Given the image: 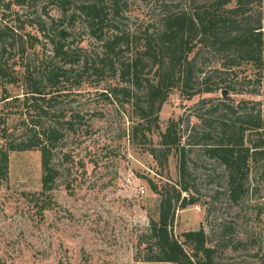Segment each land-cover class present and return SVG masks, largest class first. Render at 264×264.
<instances>
[{"label": "rangeland", "instance_id": "1", "mask_svg": "<svg viewBox=\"0 0 264 264\" xmlns=\"http://www.w3.org/2000/svg\"><path fill=\"white\" fill-rule=\"evenodd\" d=\"M100 2L108 13H114L113 6L119 4V14L109 16L102 39L92 36L82 17L70 21L77 0L69 7L49 0H0V26H9L12 34L1 61L9 77L17 79L12 82L0 76V146L5 144L2 127L19 138L24 131L22 121L37 117L31 102L25 104L27 71H42L46 65L68 69L57 84L48 83L45 88L47 98L55 97L51 101L54 109L41 122L62 129L54 150L58 174L52 188L43 190L39 150L10 152L8 175H0V264H175L143 261L146 244H140L150 220L159 217L160 195L150 181L164 188L179 177L176 151L166 159L161 152L154 155L151 151L154 146L161 147L160 132L171 121L183 135L189 192L198 198L177 210L174 234L181 238L183 232L203 227L208 244L216 247L217 264H264V158L251 163L245 191L236 199L230 193L225 166L206 153L204 144L196 142L205 130L212 129L218 136L221 118L232 116L224 109L214 110L224 99L239 113L261 110L264 114V66L242 62L227 71L222 67V54L200 53L197 61L203 66L195 71L197 81L212 74L216 82L225 80L222 85L231 88L191 98L189 92L175 88L159 113L158 129L146 131V138L141 130L133 136L138 118L131 103L121 94L106 93L128 83L119 70L102 74L95 68L103 65V43L114 33L124 32L129 41L119 51L120 59H135L145 45L144 35L158 27L162 13L189 11L193 2ZM251 7L254 13L264 15V0H255ZM64 13V23L59 22L60 27L52 32L63 27L70 32L68 47L78 59L74 64L55 56L49 31L41 30L36 20L41 17L49 27ZM156 69L150 64L145 71L154 76ZM71 120L73 126L68 123ZM259 136L257 131H247V145ZM187 195L184 191L183 196Z\"/></svg>", "mask_w": 264, "mask_h": 264}, {"label": "trees", "instance_id": "2", "mask_svg": "<svg viewBox=\"0 0 264 264\" xmlns=\"http://www.w3.org/2000/svg\"><path fill=\"white\" fill-rule=\"evenodd\" d=\"M73 1L49 0L52 4L64 7H69ZM77 1L79 4L76 3V10L69 15L70 21L75 22L82 17L92 36L102 39L104 28L108 20H111L109 16L115 17L119 14L118 2L113 6L114 13H108L100 0ZM192 2L189 11L183 9L162 13L158 27L144 35L145 45L135 59H120L119 51L129 41V36L124 32L114 33L103 43L105 59H100L103 65L94 67L102 74L106 70L116 74L119 70L124 82L128 83L114 86L106 93L116 97L121 94L131 103L135 117L138 118L133 136H137L141 130L143 137L146 138V131L153 132V129H158L159 113L175 88L189 92L190 98L201 92L231 88L230 85H222L225 80L220 81L221 83L216 82L212 74L206 73L201 81H197L198 75L195 77V71L197 68L202 69L203 66V63L197 61L200 53L207 50L222 54L225 58L222 67L227 71L234 70L242 62L264 66V15L260 11L254 13L255 9L251 4L255 0H201L200 3L198 0H192ZM66 16L67 13H64L57 21L52 20L49 27L41 17L38 16L36 20L41 30L49 31L55 56L64 58L66 63L74 64L78 59L68 47L67 39L70 32L65 27L60 28L57 33L52 32L60 27L59 24L64 23ZM8 38L10 40L12 38L10 27L0 26V76L4 78L10 76L8 68L1 61ZM19 38L22 42L23 36ZM87 61L85 60L84 65ZM150 64L157 66L154 76L149 75L151 69L145 71ZM50 66L46 65L44 70L35 73L27 71L25 83L29 90L25 104L27 101L31 102L30 108L37 109V117L22 121L24 131L19 138L2 127L5 144L0 146V175L3 177L8 175L10 152L40 151L44 191L51 189L57 178L58 171L53 163L54 150L62 137L59 125L43 126L41 122V118L50 117L54 109L51 101L55 97L47 98L45 95L48 92L45 88L48 83L57 84L61 74L68 71L55 65ZM9 80L15 82L17 79L9 77ZM196 84L199 86L194 87ZM217 106L214 110L224 109L228 112L226 114H232L234 117L221 118L218 136H215L212 129L205 130L201 139L196 142L204 144L206 153L225 166L230 193L237 199L245 191L251 163L264 158V114L261 110L256 113L253 110L239 113L235 105L226 99L220 101ZM76 116L79 120L83 118L80 114ZM68 123L73 126L72 120ZM176 125L175 121H171L166 130L160 132L161 147L154 146L151 149L152 154L161 152L165 159L173 150L176 151L179 156V177L173 184H164V188H159L155 182L150 181L153 191L160 195L159 217L150 220L149 231L143 234L140 240V244H146V254L142 260L175 264H217L216 247L208 244L203 227L199 230L185 231L181 238L173 232L177 210L198 201V198L189 192L188 152L186 144L182 141L183 135ZM249 130L260 134L258 141L252 145L246 143ZM184 191L189 195L183 196Z\"/></svg>", "mask_w": 264, "mask_h": 264}]
</instances>
